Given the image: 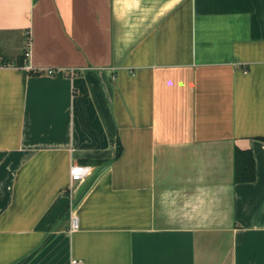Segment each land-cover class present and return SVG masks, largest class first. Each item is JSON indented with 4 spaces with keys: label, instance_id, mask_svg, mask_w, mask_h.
<instances>
[{
    "label": "crops",
    "instance_id": "0c3cea01",
    "mask_svg": "<svg viewBox=\"0 0 264 264\" xmlns=\"http://www.w3.org/2000/svg\"><path fill=\"white\" fill-rule=\"evenodd\" d=\"M0 264H264V0H0Z\"/></svg>",
    "mask_w": 264,
    "mask_h": 264
},
{
    "label": "trees",
    "instance_id": "16d2710c",
    "mask_svg": "<svg viewBox=\"0 0 264 264\" xmlns=\"http://www.w3.org/2000/svg\"><path fill=\"white\" fill-rule=\"evenodd\" d=\"M234 168V175L236 181L254 180L255 165L252 154L249 150H242L238 148L234 150Z\"/></svg>",
    "mask_w": 264,
    "mask_h": 264
},
{
    "label": "built area",
    "instance_id": "2783aa9c",
    "mask_svg": "<svg viewBox=\"0 0 264 264\" xmlns=\"http://www.w3.org/2000/svg\"><path fill=\"white\" fill-rule=\"evenodd\" d=\"M28 49L25 50V56H28ZM54 69H47L48 74H52ZM92 167L87 164L74 163L70 166L69 170V186L71 187L75 181L82 180L91 173ZM70 228L71 230L78 228V218L76 215L71 214L70 216Z\"/></svg>",
    "mask_w": 264,
    "mask_h": 264
}]
</instances>
